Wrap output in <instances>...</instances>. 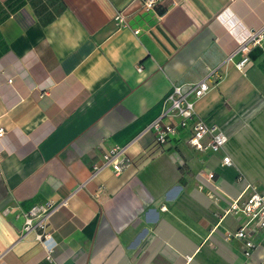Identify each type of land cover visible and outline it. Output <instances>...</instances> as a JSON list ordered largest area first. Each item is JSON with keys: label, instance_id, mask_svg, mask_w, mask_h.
Here are the masks:
<instances>
[{"label": "crops", "instance_id": "0c3cea01", "mask_svg": "<svg viewBox=\"0 0 264 264\" xmlns=\"http://www.w3.org/2000/svg\"><path fill=\"white\" fill-rule=\"evenodd\" d=\"M142 2L0 0V264L264 257V230L245 258L242 242L226 237L243 219L225 212L248 185L264 192V40L239 70L232 64L243 56L237 43L264 26V0H157L149 10ZM204 77L209 89L194 110L225 134L222 150H192L186 131L159 150L143 130L161 98ZM114 145L131 165L90 177ZM48 201L46 260L33 232L20 230L22 215Z\"/></svg>", "mask_w": 264, "mask_h": 264}, {"label": "built area", "instance_id": "2783aa9c", "mask_svg": "<svg viewBox=\"0 0 264 264\" xmlns=\"http://www.w3.org/2000/svg\"><path fill=\"white\" fill-rule=\"evenodd\" d=\"M156 1L143 0L142 6L149 10ZM113 19L116 24L123 26V18L119 14H116ZM263 40L264 26L258 30L248 31L246 38L237 43L235 51L241 52L243 56L237 62L232 63L234 68L239 70L247 61L246 55L249 50L258 46ZM233 54L234 52L227 55L225 61L232 62ZM138 70L139 68H137ZM206 78L192 84H172L161 98L158 115L143 130V132L152 134L154 145L159 150L167 148L179 131L188 132L186 144L194 151L214 154L222 150L227 140L225 134L217 127L207 125L199 120L194 110V103L208 92ZM2 134L3 130L0 128V137ZM130 165L131 160L125 155L124 148L114 145L101 154L97 164L91 166L90 177L103 170H109L117 176ZM221 165H230L228 157L221 158ZM207 178L211 179L212 175L208 174ZM247 187L249 190L247 197L240 202L230 201L225 211L238 214L243 219L241 226L234 233L226 234V237H232L242 242V255L245 258H249L255 249V244L251 239L254 232L264 230V192L257 191L251 185ZM53 207L54 204L49 201L41 206L31 207L22 215L23 222L20 230V236L33 232V239L43 248L46 260H49L53 243L50 242L49 233L45 230V218ZM5 253L6 251L0 253V263ZM259 264H264V257Z\"/></svg>", "mask_w": 264, "mask_h": 264}]
</instances>
